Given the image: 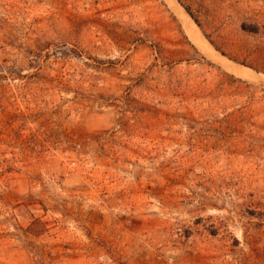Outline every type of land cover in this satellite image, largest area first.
<instances>
[{
  "label": "rangeland",
  "instance_id": "rangeland-1",
  "mask_svg": "<svg viewBox=\"0 0 264 264\" xmlns=\"http://www.w3.org/2000/svg\"><path fill=\"white\" fill-rule=\"evenodd\" d=\"M212 1L264 58V0ZM185 12L0 0V264H264V73Z\"/></svg>",
  "mask_w": 264,
  "mask_h": 264
},
{
  "label": "trees",
  "instance_id": "trees-1",
  "mask_svg": "<svg viewBox=\"0 0 264 264\" xmlns=\"http://www.w3.org/2000/svg\"><path fill=\"white\" fill-rule=\"evenodd\" d=\"M183 5L186 12L203 31L205 37L209 40L211 45L223 56L230 60L248 66L259 73H264V58L257 56V50L251 51L247 48H242L232 43L226 36L222 35V31L225 26L218 25L213 19L216 17L219 6L216 1L212 0H200L199 2H193L192 4H184V0H178ZM239 3V1H237ZM196 6V8L193 7ZM241 29L250 35H260L264 30V25L261 22L242 23ZM240 59H243L242 61ZM205 61V58L202 57Z\"/></svg>",
  "mask_w": 264,
  "mask_h": 264
},
{
  "label": "bare ground",
  "instance_id": "bare-ground-1",
  "mask_svg": "<svg viewBox=\"0 0 264 264\" xmlns=\"http://www.w3.org/2000/svg\"><path fill=\"white\" fill-rule=\"evenodd\" d=\"M172 2V1H171ZM170 3V2H169ZM176 4V3H175ZM172 7L171 9L173 8L174 10L178 11L179 9L176 8V6L171 3L170 4ZM181 8V7H180ZM178 9V10H177ZM184 10V9H183ZM175 11V12H176ZM180 11H178L179 13ZM186 13V12H185ZM180 16V15H179ZM182 18V16H181ZM188 18V17H187ZM183 20H185V23L186 25L188 26V29H189V32L191 33L192 37H194V40L196 43H198L199 46H201V48L203 50H205L206 53H209L211 51V48L208 44V41H205L203 39L205 38H202L201 36L202 35H199V33H197V29L195 28V25L193 24V20L191 21V19H184L183 17ZM183 23V22H182ZM194 26V27H193ZM185 27V26H184ZM186 32H188L186 30ZM188 34V33H187ZM189 35V34H188ZM191 39V38H190ZM212 54V53H211ZM220 57V56H219ZM216 58V57H215ZM223 58V57H222ZM224 60H226L225 58H223ZM223 64L227 67V70L230 69L232 70L233 72L239 74V75H255V76H261V75H258V74H255L252 70L248 69V68H245V67H242V66H239V65H236V64H232L231 61H224ZM224 66V68H225ZM252 77V76H251Z\"/></svg>",
  "mask_w": 264,
  "mask_h": 264
}]
</instances>
